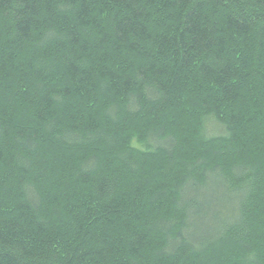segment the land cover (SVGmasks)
Listing matches in <instances>:
<instances>
[{
  "label": "trees",
  "instance_id": "1",
  "mask_svg": "<svg viewBox=\"0 0 264 264\" xmlns=\"http://www.w3.org/2000/svg\"><path fill=\"white\" fill-rule=\"evenodd\" d=\"M0 264H264V0H0Z\"/></svg>",
  "mask_w": 264,
  "mask_h": 264
}]
</instances>
